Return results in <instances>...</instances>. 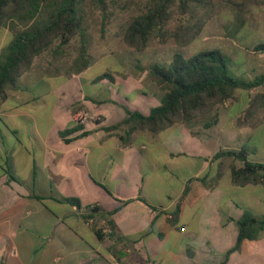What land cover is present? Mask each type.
Wrapping results in <instances>:
<instances>
[{"label":"crops","instance_id":"obj_1","mask_svg":"<svg viewBox=\"0 0 264 264\" xmlns=\"http://www.w3.org/2000/svg\"><path fill=\"white\" fill-rule=\"evenodd\" d=\"M81 73L67 81L81 80ZM68 82L58 91L65 94ZM16 88L0 101L13 103L0 112V264H264V230L229 253L245 212L264 219V186L234 185L230 168L242 163L214 158L217 152L203 145L210 130L242 125L239 116L222 119L218 112L208 129L194 121L157 133L128 126L107 131L126 117L124 107L147 115L160 101L138 111L126 98L83 96L75 107L58 97L51 113L57 125L40 131L34 122L23 131L19 121L36 120L29 108L47 101ZM80 111L91 116L85 124L74 122ZM92 206L91 215L112 222L118 239L99 238L85 223L78 209Z\"/></svg>","mask_w":264,"mask_h":264},{"label":"rangeland","instance_id":"obj_2","mask_svg":"<svg viewBox=\"0 0 264 264\" xmlns=\"http://www.w3.org/2000/svg\"><path fill=\"white\" fill-rule=\"evenodd\" d=\"M150 1L82 0L85 27L90 38L91 63L81 73V80L67 81L69 77L66 75L70 74L72 60L76 56V38L71 41L62 58L55 59L52 49L35 58L30 72L25 74L42 77V80H25L23 75L16 91L31 100L44 98L47 103L29 108L36 120L25 124L19 121V128L31 131L30 127L36 122L40 131H46L51 125H57L58 117L51 113L53 102L58 97L60 101L72 103L75 107L82 103L83 96L93 100L126 98L134 109L147 111L159 103L161 92L148 75L139 82L142 71L137 66L145 70L153 64L168 66L174 53L189 57L199 51L218 49L231 58L230 69L235 75L253 78L264 73V54L252 51L254 44L264 42V3L260 6L248 4L242 7V11H238L234 3H240L241 0H209L207 10L199 11L193 19L182 15L175 7L162 36H155L146 48L137 51L124 44V30L130 18L145 12ZM101 3L104 11L99 8ZM190 28L200 29L192 41L181 44L182 36L192 33ZM17 29L19 27L0 32V54L11 42ZM102 73H110L114 81L92 82ZM24 81H27V88L22 85ZM64 82L69 85L65 88V94L58 91ZM262 92L264 85L248 91L236 90L233 98L227 100L226 108L223 104L212 111L211 114L219 112L222 119L239 116L238 122L242 125L234 131L227 128L223 132L221 127L210 130L209 135L203 139L207 152L213 154L223 149L245 146L254 152L250 154L252 161L264 163V109L250 116L246 114L250 100ZM11 100L0 103V112L10 109L13 105ZM250 125L258 126V129ZM0 165L4 166L3 161H0Z\"/></svg>","mask_w":264,"mask_h":264},{"label":"trees","instance_id":"obj_3","mask_svg":"<svg viewBox=\"0 0 264 264\" xmlns=\"http://www.w3.org/2000/svg\"><path fill=\"white\" fill-rule=\"evenodd\" d=\"M209 0H151L145 12L130 18L123 34V42L129 48L142 51L155 36L162 32L172 18V9L177 7L182 15L193 19L199 11L207 10ZM264 0H241L234 3L238 11L250 4L260 6ZM99 8L103 10V3ZM13 39L0 54V101L7 90L17 87L18 79L28 72L35 58L52 49L55 59L63 57L73 39L78 40L76 56L72 60L70 74L85 71L90 63L89 34L85 27L82 0H0V32L14 29ZM199 29L190 28L189 35L182 36L180 43L188 44ZM256 54H264V42L252 47ZM231 58L218 49L199 51L189 57L174 53L168 66L153 64L146 72L156 87L162 92L160 104L150 109L147 115L124 107L126 117L118 124L105 128L107 131L128 126L129 130H148L157 133L177 124L204 122L205 129L217 123L218 114L212 111L232 99L236 90H252L264 85V73L253 78L235 75L231 69ZM109 80L110 73H102L93 82ZM264 109V92L257 93L249 102L247 116ZM76 128L66 133L77 131ZM245 146L239 151H218L214 158L232 157L242 163V167L230 168L231 181L236 186L261 183L264 186V163L247 159ZM67 202L79 208L74 199ZM111 239H118L114 224L107 221ZM238 236L235 246L229 251L239 249L243 240H254L259 231L264 230V219L255 218L245 212L236 222ZM97 237L103 235L95 231ZM228 255V254H227Z\"/></svg>","mask_w":264,"mask_h":264},{"label":"built area","instance_id":"obj_4","mask_svg":"<svg viewBox=\"0 0 264 264\" xmlns=\"http://www.w3.org/2000/svg\"><path fill=\"white\" fill-rule=\"evenodd\" d=\"M91 119V116L88 112L80 111L74 116V122L76 124H85ZM95 209L92 206L89 209H78L79 214L84 218L85 223L93 228L95 231L100 232L102 235H109L111 233V228L108 225L107 220L101 218H94L91 215V211Z\"/></svg>","mask_w":264,"mask_h":264}]
</instances>
